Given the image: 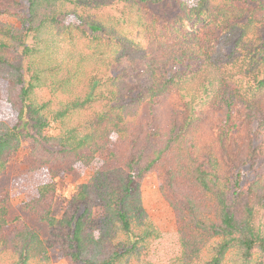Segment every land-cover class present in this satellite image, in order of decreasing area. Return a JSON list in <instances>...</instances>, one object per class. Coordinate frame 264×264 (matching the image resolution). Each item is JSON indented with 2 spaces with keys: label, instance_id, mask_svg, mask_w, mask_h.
<instances>
[{
  "label": "trees",
  "instance_id": "trees-1",
  "mask_svg": "<svg viewBox=\"0 0 264 264\" xmlns=\"http://www.w3.org/2000/svg\"><path fill=\"white\" fill-rule=\"evenodd\" d=\"M171 1L172 21L154 15ZM0 81V178L25 139L29 171L53 180L104 157L61 218L55 182L25 203L47 240L0 208V264H53V249L161 264L141 197L155 169L177 227L168 264H264V0H0Z\"/></svg>",
  "mask_w": 264,
  "mask_h": 264
},
{
  "label": "rangeland",
  "instance_id": "rangeland-1",
  "mask_svg": "<svg viewBox=\"0 0 264 264\" xmlns=\"http://www.w3.org/2000/svg\"><path fill=\"white\" fill-rule=\"evenodd\" d=\"M191 1V0H187ZM171 1L161 9L154 10V15L172 21L178 13V6ZM67 23H77L74 18ZM196 29L209 33L203 22H196ZM0 121L12 117V108L8 102V87L5 81H0ZM40 100H48L51 96L48 91L39 93ZM30 150V141L25 139L10 162L8 172L0 178V208L6 212L7 227L13 228L25 223L31 224L40 231L41 238L47 240L50 236L49 227L46 223L38 222L29 212L25 210V203L38 195L39 188L51 182H55L57 192L54 201V215L61 218L65 213L70 200L73 198L77 187L88 181L94 172L102 165L103 156H98L91 166L76 165L71 170L62 169L54 180L47 167L36 172H30L27 167L26 157ZM162 176L155 169L146 174L141 183V197L143 206L149 216L157 223L162 231V238L155 243L151 251V259L156 263L168 264L171 257L178 253L177 227L174 213L160 193ZM53 264H78L70 258L64 257L57 249L50 250Z\"/></svg>",
  "mask_w": 264,
  "mask_h": 264
}]
</instances>
